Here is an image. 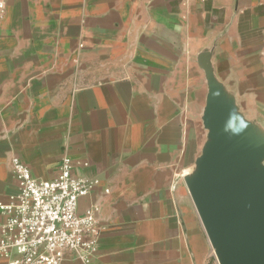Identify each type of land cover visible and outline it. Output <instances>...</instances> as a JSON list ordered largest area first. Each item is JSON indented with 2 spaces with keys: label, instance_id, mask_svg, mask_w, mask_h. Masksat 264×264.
<instances>
[{
  "label": "crops",
  "instance_id": "obj_1",
  "mask_svg": "<svg viewBox=\"0 0 264 264\" xmlns=\"http://www.w3.org/2000/svg\"><path fill=\"white\" fill-rule=\"evenodd\" d=\"M8 1L0 203L17 192L12 157L48 180L68 156L98 181L77 208L98 210L87 264H218L189 181L211 86L264 140V0Z\"/></svg>",
  "mask_w": 264,
  "mask_h": 264
},
{
  "label": "water",
  "instance_id": "obj_2",
  "mask_svg": "<svg viewBox=\"0 0 264 264\" xmlns=\"http://www.w3.org/2000/svg\"><path fill=\"white\" fill-rule=\"evenodd\" d=\"M189 190L219 264H264V140L210 87Z\"/></svg>",
  "mask_w": 264,
  "mask_h": 264
},
{
  "label": "built area",
  "instance_id": "obj_3",
  "mask_svg": "<svg viewBox=\"0 0 264 264\" xmlns=\"http://www.w3.org/2000/svg\"><path fill=\"white\" fill-rule=\"evenodd\" d=\"M0 0V24L8 6ZM17 192L12 203H0L7 218L0 225V259L6 264H61L67 258L88 263L97 251L101 228L97 208L77 211L78 201L98 183L72 175V160L63 157L56 177H34L17 157H12ZM211 255L215 257L214 249ZM219 264V262H218Z\"/></svg>",
  "mask_w": 264,
  "mask_h": 264
},
{
  "label": "rangeland",
  "instance_id": "obj_4",
  "mask_svg": "<svg viewBox=\"0 0 264 264\" xmlns=\"http://www.w3.org/2000/svg\"><path fill=\"white\" fill-rule=\"evenodd\" d=\"M244 110H245V109H244V105H242V106L240 105V106L237 108V113H238L237 116L239 117L240 114H243V113H244ZM261 164H264V159H263V161H261Z\"/></svg>",
  "mask_w": 264,
  "mask_h": 264
}]
</instances>
